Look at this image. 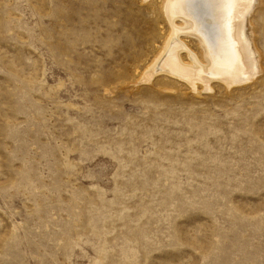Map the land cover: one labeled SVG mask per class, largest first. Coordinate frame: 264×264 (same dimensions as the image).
Here are the masks:
<instances>
[{
	"label": "rangeland",
	"instance_id": "1",
	"mask_svg": "<svg viewBox=\"0 0 264 264\" xmlns=\"http://www.w3.org/2000/svg\"><path fill=\"white\" fill-rule=\"evenodd\" d=\"M166 3L0 0V264H264V0L241 81Z\"/></svg>",
	"mask_w": 264,
	"mask_h": 264
},
{
	"label": "bare ground",
	"instance_id": "2",
	"mask_svg": "<svg viewBox=\"0 0 264 264\" xmlns=\"http://www.w3.org/2000/svg\"><path fill=\"white\" fill-rule=\"evenodd\" d=\"M256 1L167 0L166 8L174 25V33L161 61V67L169 66L189 81L197 78L195 76L200 75L202 69H206H201L202 63L199 62L186 66L177 58L179 54L176 53L183 48L179 33L187 30L188 33L194 32V36L199 39L210 62V74L221 78L235 76L241 81L248 75L257 73V52L250 40L253 29L249 19V11ZM186 50L194 55L188 48Z\"/></svg>",
	"mask_w": 264,
	"mask_h": 264
}]
</instances>
